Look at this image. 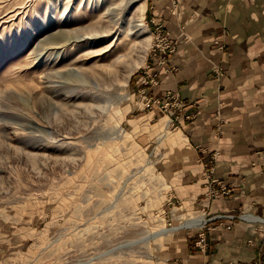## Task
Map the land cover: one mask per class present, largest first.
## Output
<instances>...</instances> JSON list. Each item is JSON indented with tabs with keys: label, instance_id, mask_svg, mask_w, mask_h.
Returning a JSON list of instances; mask_svg holds the SVG:
<instances>
[{
	"label": "rangeland",
	"instance_id": "obj_1",
	"mask_svg": "<svg viewBox=\"0 0 264 264\" xmlns=\"http://www.w3.org/2000/svg\"><path fill=\"white\" fill-rule=\"evenodd\" d=\"M137 1L0 0V264H165L185 231L205 247V222L139 240L206 217L182 208L158 142L129 126L143 107L168 114L153 104L166 96L184 106L176 92H133L148 55L165 60L151 51L156 28L135 15ZM101 26L110 32L96 44L69 42L56 54L45 42ZM147 76L157 84L156 72ZM229 193L211 186L206 201Z\"/></svg>",
	"mask_w": 264,
	"mask_h": 264
},
{
	"label": "crops",
	"instance_id": "obj_2",
	"mask_svg": "<svg viewBox=\"0 0 264 264\" xmlns=\"http://www.w3.org/2000/svg\"><path fill=\"white\" fill-rule=\"evenodd\" d=\"M144 14L178 45L162 62L148 55L133 92H176L184 106L176 117L138 107L129 126L158 142L182 208L206 217L205 247L185 231L165 264H251L264 254V0H146ZM218 184L230 193L206 201Z\"/></svg>",
	"mask_w": 264,
	"mask_h": 264
},
{
	"label": "bare ground",
	"instance_id": "obj_3",
	"mask_svg": "<svg viewBox=\"0 0 264 264\" xmlns=\"http://www.w3.org/2000/svg\"><path fill=\"white\" fill-rule=\"evenodd\" d=\"M102 3H104V1H102ZM100 7H102V6H100ZM106 10H108V9H106ZM110 10L111 9L109 8V11H105L104 16L105 15L107 16L108 14H110ZM144 10H145V1L144 0H138L137 1V7L135 9V15L141 16L142 14H144ZM131 24H132V28L136 27L135 20L131 21ZM89 29H91V27ZM88 31H90V32H87V35L85 34V36H82V35L78 36V34H77V36H70V34H66L63 32H59L57 34H51V35H49V37L47 38V40L45 42H46V45L48 47H50V45H51V48L53 49L54 52H56V54H59V52H61V48L64 47L69 42L76 43V42H79L80 40H85L89 44H96L99 41V37H102L105 34L109 33L110 29L109 28L107 29L106 26H104V27L101 26L98 28L97 27L92 28L91 30H88ZM101 33H103L102 36H100ZM71 72L73 74L75 73L74 76H78V74H80V73L76 72L75 70H73ZM204 222H205V219L203 217L190 218V219L182 221V223H180L176 226H173L170 228H161V229H158L154 232H150V233L144 235L143 237H141L139 240L145 241V240L153 239L156 236H160V235L165 234L166 232H169V231L177 230L180 227H191V226L195 227V226L202 225Z\"/></svg>",
	"mask_w": 264,
	"mask_h": 264
},
{
	"label": "built area",
	"instance_id": "obj_4",
	"mask_svg": "<svg viewBox=\"0 0 264 264\" xmlns=\"http://www.w3.org/2000/svg\"><path fill=\"white\" fill-rule=\"evenodd\" d=\"M155 33V40L151 46L153 53H157L162 60L165 59V57L172 53L175 50V42L170 39L167 35L162 34V30L160 27H156ZM166 100L164 102H158L155 101L153 104H161V107L167 112L168 114L172 115L176 113L175 111H178L183 106L182 103L179 102V100L172 96H166ZM213 192L215 190L212 189Z\"/></svg>",
	"mask_w": 264,
	"mask_h": 264
}]
</instances>
